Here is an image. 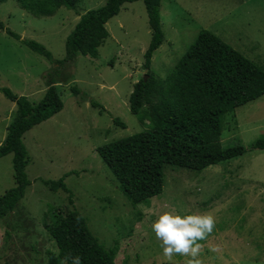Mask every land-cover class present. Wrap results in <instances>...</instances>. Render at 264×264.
I'll list each match as a JSON object with an SVG mask.
<instances>
[{
  "label": "rangeland",
  "instance_id": "rangeland-1",
  "mask_svg": "<svg viewBox=\"0 0 264 264\" xmlns=\"http://www.w3.org/2000/svg\"><path fill=\"white\" fill-rule=\"evenodd\" d=\"M105 1L81 0L74 9L62 6L52 15L37 16L16 0H6L0 3V22L21 38L43 44L60 60L65 38L80 15ZM160 18L164 41L151 58L156 78L169 73L201 29L264 68V0H161ZM106 29L108 37L97 57L78 54L73 63L59 65L0 27V87L37 102L55 82L63 102L61 111L22 138L30 185L15 209L0 217V264H64L44 223L52 209L73 206L106 249L116 245L117 264H161L160 242L150 227L155 217L148 212L164 210L213 214L216 228L202 242V264H264V149L250 147L264 134V95L225 116L222 147L243 145V154L200 172L166 165L160 196L133 205L96 147L146 128L129 110L133 84L147 73L143 54L151 29L143 1L124 3ZM72 85L80 94H73ZM15 108L0 92V144ZM115 118L125 126L115 125ZM12 170V153L0 157V195L15 185ZM61 177L73 204L68 193L43 183Z\"/></svg>",
  "mask_w": 264,
  "mask_h": 264
},
{
  "label": "trees",
  "instance_id": "trees-1",
  "mask_svg": "<svg viewBox=\"0 0 264 264\" xmlns=\"http://www.w3.org/2000/svg\"><path fill=\"white\" fill-rule=\"evenodd\" d=\"M4 1L0 0V3ZM16 1L33 15L49 16L62 6L74 9L81 0ZM134 1L137 0H106L103 5L80 15L65 38V54L60 60L53 59L43 44L21 38L2 22L0 27L52 63L66 65L73 63L78 54L97 57L98 47L108 37L107 21L119 13L124 3ZM142 1L151 29V38L143 54V67L148 77L144 80L142 76L133 84L129 110L141 123H147L146 128L96 147L119 189L133 205L148 204L151 197L160 196L166 165L200 172L243 154L246 150L243 145L222 147L225 116L264 95V68L206 29L198 31L193 43L164 78H156L151 69V58L164 41L161 0ZM54 83L48 85L37 102L13 93L8 87H0V92L16 106L0 144V157L12 153L15 186L0 195V217L15 209L30 185L26 174L27 151L22 141L24 134L63 108ZM70 89L73 94H80L76 85ZM90 105L104 109L96 101H90ZM113 122L125 126L119 119L115 118ZM250 147L264 149V134L254 139ZM43 183L52 191L61 189L68 193V202L73 204V195L63 177L43 180ZM48 217L44 227L54 238L58 257L63 263L71 254L79 255L83 264H117L116 245L106 249L75 206L65 211L54 208Z\"/></svg>",
  "mask_w": 264,
  "mask_h": 264
},
{
  "label": "clouds",
  "instance_id": "clouds-1",
  "mask_svg": "<svg viewBox=\"0 0 264 264\" xmlns=\"http://www.w3.org/2000/svg\"><path fill=\"white\" fill-rule=\"evenodd\" d=\"M148 215L155 217L150 227L160 242L161 264H202V242L207 241L216 228V219L211 212H189L181 215L164 210L158 214L149 211ZM175 257H182V262L174 259ZM64 264H83V261L79 255L69 254L64 258Z\"/></svg>",
  "mask_w": 264,
  "mask_h": 264
},
{
  "label": "water",
  "instance_id": "water-1",
  "mask_svg": "<svg viewBox=\"0 0 264 264\" xmlns=\"http://www.w3.org/2000/svg\"><path fill=\"white\" fill-rule=\"evenodd\" d=\"M147 77H148V75H147V74H145V75H144V80H146V79H147Z\"/></svg>",
  "mask_w": 264,
  "mask_h": 264
},
{
  "label": "crops",
  "instance_id": "crops-1",
  "mask_svg": "<svg viewBox=\"0 0 264 264\" xmlns=\"http://www.w3.org/2000/svg\"><path fill=\"white\" fill-rule=\"evenodd\" d=\"M6 133H7V130H6ZM6 133H5V135L3 136V139L5 138V136H6ZM3 139H2V140H3ZM9 154H11V153H9ZM4 156H5V155H4ZM14 186H15V185H14Z\"/></svg>",
  "mask_w": 264,
  "mask_h": 264
}]
</instances>
